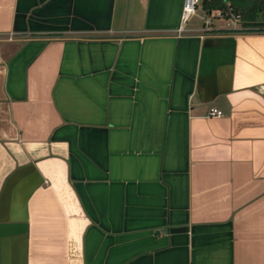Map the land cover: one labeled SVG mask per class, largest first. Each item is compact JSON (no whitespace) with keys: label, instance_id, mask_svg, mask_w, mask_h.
<instances>
[{"label":"crops","instance_id":"obj_1","mask_svg":"<svg viewBox=\"0 0 264 264\" xmlns=\"http://www.w3.org/2000/svg\"><path fill=\"white\" fill-rule=\"evenodd\" d=\"M180 6L0 0V264H264V32Z\"/></svg>","mask_w":264,"mask_h":264},{"label":"trees","instance_id":"obj_2","mask_svg":"<svg viewBox=\"0 0 264 264\" xmlns=\"http://www.w3.org/2000/svg\"><path fill=\"white\" fill-rule=\"evenodd\" d=\"M228 3L240 20L241 32H264V0H199L204 14L213 10H222ZM198 4L196 8L198 7Z\"/></svg>","mask_w":264,"mask_h":264},{"label":"built area","instance_id":"obj_3","mask_svg":"<svg viewBox=\"0 0 264 264\" xmlns=\"http://www.w3.org/2000/svg\"><path fill=\"white\" fill-rule=\"evenodd\" d=\"M199 0H181V6L178 16V25L175 29V34L179 36L183 31V26L190 20L192 16L196 13V6ZM211 18H217L224 22V27L232 31H238L240 26V20L237 14H234L229 7L228 3H225V7L222 10H213L204 14L202 18L203 30H209L213 28ZM206 116L208 117H220L222 112L216 108H208L206 111Z\"/></svg>","mask_w":264,"mask_h":264},{"label":"rangeland","instance_id":"obj_4","mask_svg":"<svg viewBox=\"0 0 264 264\" xmlns=\"http://www.w3.org/2000/svg\"><path fill=\"white\" fill-rule=\"evenodd\" d=\"M202 14H203L202 10L198 4L195 15L190 18L188 23L202 26ZM211 21L214 26H221L224 24L222 20L217 19V18H211Z\"/></svg>","mask_w":264,"mask_h":264}]
</instances>
